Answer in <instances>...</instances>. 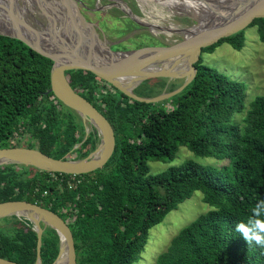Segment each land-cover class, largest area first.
Returning <instances> with one entry per match:
<instances>
[{
  "label": "trees",
  "instance_id": "16d2710c",
  "mask_svg": "<svg viewBox=\"0 0 264 264\" xmlns=\"http://www.w3.org/2000/svg\"><path fill=\"white\" fill-rule=\"evenodd\" d=\"M253 26L264 43V19L254 20L249 27ZM222 43L242 49L244 30L202 54ZM51 66L50 59L19 40L0 35V149L19 147L10 141L21 130L29 139L23 147L36 148V141V149L52 158L73 153L75 159L85 158L98 143L97 133L93 129L83 141L78 115L46 94ZM195 68L193 81L181 93L159 103L130 100L89 72H66L71 88L111 125L113 155L103 168L80 175L72 189L66 175L2 166L0 203L27 201L63 220L70 217L76 264H134L149 231L199 191L212 209L183 227L155 264H264V249L249 245L236 231L264 199V95L249 103L243 126L232 124L233 116L245 108V85L203 65L201 57ZM179 146L227 164L215 167L188 160L159 174L149 173V161H170ZM36 245L37 235L29 226L0 230L2 259L35 264ZM58 251L56 233L45 228L41 264H52Z\"/></svg>",
  "mask_w": 264,
  "mask_h": 264
},
{
  "label": "water",
  "instance_id": "95a60500",
  "mask_svg": "<svg viewBox=\"0 0 264 264\" xmlns=\"http://www.w3.org/2000/svg\"><path fill=\"white\" fill-rule=\"evenodd\" d=\"M63 7L68 32L58 38L54 25L47 24L42 31L36 28L22 31L21 22L16 21L18 9L16 0H9V15L15 21L17 34L0 35L19 40L27 47L52 61L50 69V88L61 104L75 112L85 129L83 141L95 129L98 143L95 149L82 159H55L37 150L23 146L1 148L0 167L17 165L32 167L39 171L66 175H84L103 168L115 149L114 132L107 119L87 100L78 95L68 83L65 73L84 71L93 74L111 85L121 94L141 103H159L181 93L196 75L195 64L202 50L247 29L256 19H264V0H229L221 7L210 6L214 11L206 26L198 25L182 30L183 38L169 45L148 46L125 52H110L105 56L94 43H89L78 29L79 25L92 24L80 14L76 0H54ZM20 11V9H18ZM64 20V16L61 21ZM67 25V24H66ZM192 29H194L192 31ZM27 32L28 34H26ZM42 36L44 38H42ZM108 48V47H107ZM163 78L183 79V83L171 92H164L151 98L137 96L134 89L143 81ZM82 143V142H81ZM81 143L74 146L78 148ZM19 216L33 224L37 235L36 261L41 264V237L45 227L52 229L58 236L59 251L52 264H76L72 232L65 220L44 207L27 201H8L0 203V219ZM0 264H17L0 258Z\"/></svg>",
  "mask_w": 264,
  "mask_h": 264
},
{
  "label": "rangeland",
  "instance_id": "374dc122",
  "mask_svg": "<svg viewBox=\"0 0 264 264\" xmlns=\"http://www.w3.org/2000/svg\"><path fill=\"white\" fill-rule=\"evenodd\" d=\"M76 2L85 21L92 24L89 29H92L96 36L94 41L104 42L114 52L173 44L183 38L182 30L198 25L197 15L192 8H173L170 0H76ZM32 3V0H16V5L20 9V11L16 9V19L22 16L23 20L25 18L34 28L42 31L48 27V20L38 7L31 5ZM0 7L8 10L9 0H0ZM8 19L17 28L10 16ZM0 25L5 31L14 33L2 11ZM201 63L217 70L230 80L245 85V108L231 120L232 124L243 126V118L249 103L256 96L264 95V43L259 40L256 27L244 30L242 49L235 50L229 44L222 43L212 53L201 54ZM159 79L163 78L143 81L134 91L137 90L147 96L144 98H151L157 96L159 90L161 93L171 92L183 83V79L182 83L175 82L176 79H166L164 83ZM28 142L29 139L25 136L18 143L19 146H25ZM33 146L37 148L38 143L34 141ZM67 158L75 159L76 154H69ZM188 160L215 167L227 164L225 160H217L211 156L201 157L190 148L179 146L172 160L149 161V173L159 174L170 166H178ZM211 209L212 207L203 202L202 193L195 191L189 199L179 204L161 223L149 231L146 245L134 264H155L157 257L166 251L171 240L183 227ZM63 218L68 224L72 223L71 218L65 216ZM12 225L29 226L33 229L31 221L19 216L0 219V230H7Z\"/></svg>",
  "mask_w": 264,
  "mask_h": 264
},
{
  "label": "bare ground",
  "instance_id": "6f19581e",
  "mask_svg": "<svg viewBox=\"0 0 264 264\" xmlns=\"http://www.w3.org/2000/svg\"><path fill=\"white\" fill-rule=\"evenodd\" d=\"M27 1H29V0H27ZM32 1H33V3L31 5L38 7L43 12V14L46 16L47 20L50 23L49 25L51 27H52V24L54 25L53 29L55 30V34L58 36V38L61 39V37H65V35H67V32H68L67 30L69 27H67V26L69 24H68V22L65 21L66 13H65V15H63L64 14L63 7L60 5H57L58 3L54 0H32ZM228 1L229 0H170V3L173 4V8H175V7L192 8L194 13L197 15L196 17H197V20L200 23V25L206 26V24L209 22L211 17L214 15V11H212V9H211V11L209 10L210 6L221 7ZM22 3H24V2L22 1ZM24 10L27 11L26 8H24ZM0 11H2V13L5 15L6 20L11 25L14 33H10L8 31H5L1 25H0V31L4 34H7V35L17 34V28L9 22V19H8V17L10 16L9 10H4L3 8L0 7ZM63 16H64V20L61 21ZM22 18L23 17L21 16L20 19L16 20V21H18V23L21 22V25L23 23L22 31L25 28V23L28 25V27L34 29L33 24L29 23L25 18H24V20ZM78 29L80 30V32H82V34H84L86 40L89 41V43L91 42V43L96 44V46L102 50V53L105 56H113V54L109 50V47L104 42H102V41L95 42L94 41L96 36L94 34H92L86 28V25H79ZM170 29L172 30V28H170ZM193 30L194 29H192V31ZM26 34H28V33H26ZM42 38H44V37L42 36Z\"/></svg>",
  "mask_w": 264,
  "mask_h": 264
},
{
  "label": "clouds",
  "instance_id": "9594fccd",
  "mask_svg": "<svg viewBox=\"0 0 264 264\" xmlns=\"http://www.w3.org/2000/svg\"><path fill=\"white\" fill-rule=\"evenodd\" d=\"M236 231L249 245L264 249V199L253 206L247 222L237 224Z\"/></svg>",
  "mask_w": 264,
  "mask_h": 264
},
{
  "label": "built area",
  "instance_id": "2783aa9c",
  "mask_svg": "<svg viewBox=\"0 0 264 264\" xmlns=\"http://www.w3.org/2000/svg\"><path fill=\"white\" fill-rule=\"evenodd\" d=\"M98 84H101V83H98ZM52 99V97L50 98ZM84 132H85V129H84ZM21 133V130H19V132L15 133L13 138L11 139L10 143L12 144H16L19 142V140L22 139V135L20 134ZM89 135V134H88ZM77 149V148H76ZM74 149V150H76ZM51 175H53V173H51ZM59 175H66V174H59ZM68 177L66 183L68 185V187L70 189L76 187L79 183H80V179L78 178L80 175H66ZM57 178V177H56ZM60 182L63 181L62 177L58 179ZM67 217V216H66ZM70 218V217H69ZM67 222V221H66ZM68 224V222H67Z\"/></svg>",
  "mask_w": 264,
  "mask_h": 264
},
{
  "label": "flooded vegetation",
  "instance_id": "af4514ba",
  "mask_svg": "<svg viewBox=\"0 0 264 264\" xmlns=\"http://www.w3.org/2000/svg\"><path fill=\"white\" fill-rule=\"evenodd\" d=\"M18 19H20V17H18ZM86 28L93 34V30L92 29H89L90 27H89V25H86ZM25 31L26 30H29V27H28V25L25 23ZM27 33V32H26ZM93 38V37H92Z\"/></svg>",
  "mask_w": 264,
  "mask_h": 264
}]
</instances>
